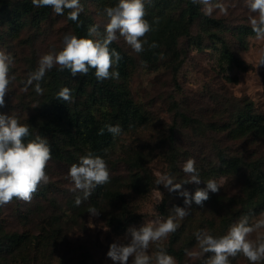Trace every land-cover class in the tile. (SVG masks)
<instances>
[{
  "label": "rangeland",
  "instance_id": "rangeland-1",
  "mask_svg": "<svg viewBox=\"0 0 264 264\" xmlns=\"http://www.w3.org/2000/svg\"><path fill=\"white\" fill-rule=\"evenodd\" d=\"M156 1L145 0V17L153 12ZM80 2L84 9L80 14L90 19L91 27H97L92 34L94 40L102 39L107 23L104 9L115 6L118 0ZM197 2L202 17L190 29L189 36L179 40L178 56L161 55L157 61L147 63L143 52L135 53L117 33L113 42L136 62L125 85L148 122L135 129H121L103 158L110 181L97 186L86 200L82 192L71 190L67 173L89 152L64 147L62 157L52 154L46 168L49 182L38 186L30 202L14 199L0 206V230L33 237L30 259L11 261L12 264H113L107 257L109 246L126 242L129 227L139 228L157 217L166 219L177 206L187 208L189 215L177 220L179 227L166 239L150 244L148 252L151 255L163 248L168 253L171 240L179 237L176 250L188 247V251L198 254H186L185 264H205L212 253L201 252L197 232L206 230L219 238L242 217H248L249 224L259 217L260 213H250L247 207L252 201L249 184L254 170L264 172V129L254 130L250 124L255 118L264 127V65L260 63L264 59V35L242 36L239 32L242 27H253L252 20H258V14L250 10L249 0ZM181 10L173 13L175 19ZM206 18L220 20L223 25L207 28ZM69 33L73 34V29L66 12L57 15L52 8L49 18L39 26L33 24L32 16L16 33L0 24V50L12 57L9 75L14 77L0 113L17 116L30 129L45 121L41 112L48 104L51 74L58 66L38 82L29 85L27 81L29 74L38 69L40 57L50 50H59ZM146 37L149 33L142 39ZM225 46L239 64L226 58ZM36 83L42 93L36 91ZM107 114V107L97 106L99 120ZM247 119L249 122H245ZM243 122L246 130L240 127ZM189 159L195 161L201 179L200 184L183 185L191 194L197 188H205L209 179L223 181L219 192L209 193L203 207L194 201L185 205L178 192L156 183L162 176H171L174 183L188 179L183 165ZM224 160H237L240 168L233 170ZM134 184L142 185V190L135 191ZM77 196L82 198L79 206L75 204ZM90 207L100 214L91 216L87 212ZM124 216L131 222L121 232L114 219H125ZM257 235L253 232L249 238L256 239ZM229 259L230 264H249L242 254Z\"/></svg>",
  "mask_w": 264,
  "mask_h": 264
},
{
  "label": "clouds",
  "instance_id": "clouds-1",
  "mask_svg": "<svg viewBox=\"0 0 264 264\" xmlns=\"http://www.w3.org/2000/svg\"><path fill=\"white\" fill-rule=\"evenodd\" d=\"M193 2L196 3L197 0ZM32 3L36 7H51L57 15H63L68 10V19L72 21H77L84 11L80 0H32ZM249 7L253 13L258 14V20H252L254 31L258 35H264V0H249ZM104 14L107 23L102 39L66 34L59 50H50L40 57L38 69L29 74L28 84L42 80L47 71L57 66L60 71L67 69L72 77L87 75L90 69H95L98 81L119 78V73L111 69L118 64L121 56L114 49L110 50L109 45L117 40L118 33L135 53H142L144 45L148 43L142 38L152 28L145 19V0H118L115 6L106 7ZM96 32V26L89 29L90 35ZM149 47L155 48L158 45L152 43ZM260 63L264 65V59ZM12 64V57L0 50V107L5 106V96L14 79L9 75ZM36 91H43L39 83H36ZM70 98L68 88L61 89L57 94V100L69 101ZM105 128L113 136L120 135L122 131L119 125H105ZM105 128H101L98 134L103 135ZM29 135V126L21 123L17 116L0 113V206L9 204L14 199L30 202L38 186L49 182L46 168L52 158L50 144L47 138L40 136L25 143V138ZM183 171L189 178L182 183H174L171 176H162L156 183L168 188L170 192H178L184 198L185 205L190 206L194 201L203 207V202L209 199V193H217L223 186V181L209 179L205 188H197L191 194L183 185L201 183L195 161L187 160ZM67 178L73 185L71 190L82 192L83 199L86 200L97 186L109 183L110 173L106 161L89 152L80 157L78 163L70 166ZM81 203L82 198L77 196L75 204L79 206ZM87 212L91 216L100 214L94 207H90ZM172 212L166 219L157 217L139 228L129 227L124 237L126 242H113L109 246L107 257L113 264H176L175 258L163 248L151 255L148 252L150 244L166 239L179 227L177 220L189 215L187 208L178 206L173 207ZM261 229H264V212L251 224L248 217H242L230 226L226 235L219 238L206 230L195 235L201 252L212 253L205 264H230L229 258L238 254H242L249 264H259L264 261V232H260ZM253 232L258 233L256 239L249 238ZM186 254L198 255L187 250Z\"/></svg>",
  "mask_w": 264,
  "mask_h": 264
},
{
  "label": "trees",
  "instance_id": "trees-1",
  "mask_svg": "<svg viewBox=\"0 0 264 264\" xmlns=\"http://www.w3.org/2000/svg\"><path fill=\"white\" fill-rule=\"evenodd\" d=\"M179 10H181L180 17L175 19L173 13ZM65 12L75 36L94 39L93 35L89 33L91 28L89 18L80 14L77 21H72L68 19V10ZM50 13L51 7L36 9L32 0H22L20 3H13L12 0H0V24L6 25L12 33L19 32L24 22L31 16L33 24L39 26L49 18ZM201 17L200 4L194 3L193 0H157L153 12L145 17L152 30L149 32V37H146L148 43L145 44L143 60L153 63L161 55L178 56L176 49L179 40L183 36H189L190 29ZM222 25L220 20L204 19V26L207 28H220ZM239 32L242 36L258 34L253 27L247 26L242 27ZM152 43L157 44L158 47L150 48L149 45ZM109 48L110 50L114 49L121 56L118 64L111 69V71L119 73V78L98 81L95 69H90L87 75L78 74L76 77H72L67 69L64 71H60L58 68L53 70L52 81L46 96L48 104L43 107L41 112L45 121L38 124L36 128L30 129V135L25 138V143L35 139L38 135L47 138L51 153L56 154L55 156L62 157L63 148L72 147L86 149L94 156L104 158L106 152L116 141V136L108 133L105 125H119L122 130H130L148 122L124 82L136 68L134 58L114 42L109 45ZM224 53L228 60L239 64V59L226 46ZM63 88L70 89L71 98L69 101L57 100V94ZM97 106L108 108V114L104 120L97 118ZM245 122H249V119ZM245 122L240 125L243 130L247 129ZM250 124H253L254 130L264 129L261 122L256 121L255 118L250 121ZM101 128H105L103 135L98 134ZM223 162L225 165H230L233 170L240 168V163L237 160H224ZM249 185L252 201L247 207L248 212L254 214L264 212V172L255 169ZM133 189L137 192L141 191L142 185L134 184ZM106 194L109 197L122 198L120 195ZM114 221L117 229L121 232L125 231L131 222L126 217L125 219L115 218ZM178 238L175 237L171 240L168 254L176 258L179 264H185L188 247L176 250L175 245ZM30 251H33V237L29 234H8L0 230V264H10L11 261L26 262L30 259ZM9 257L12 258L10 261H8Z\"/></svg>",
  "mask_w": 264,
  "mask_h": 264
}]
</instances>
